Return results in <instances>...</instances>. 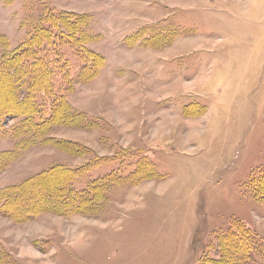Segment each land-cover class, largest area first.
<instances>
[{
  "label": "rangeland",
  "instance_id": "rangeland-1",
  "mask_svg": "<svg viewBox=\"0 0 264 264\" xmlns=\"http://www.w3.org/2000/svg\"><path fill=\"white\" fill-rule=\"evenodd\" d=\"M50 23L77 116L46 132L78 150L36 142L0 188L57 165L101 183L69 213H0V264H204L233 223L264 244V0H0V61Z\"/></svg>",
  "mask_w": 264,
  "mask_h": 264
},
{
  "label": "trees",
  "instance_id": "trees-1",
  "mask_svg": "<svg viewBox=\"0 0 264 264\" xmlns=\"http://www.w3.org/2000/svg\"><path fill=\"white\" fill-rule=\"evenodd\" d=\"M53 27L56 26L50 23L38 28L0 61V83L11 89L5 95L6 102L0 105V136L8 133L15 140L12 148L0 151V169L36 142L38 145L53 143L71 153L78 150V142L56 139L46 132V127L71 124L77 116L70 111L65 94L55 91L54 77L60 75L66 80L69 74L64 68L66 61L60 62V55L56 53L60 32ZM15 117L17 122L8 126V121ZM86 168L87 164L74 168L52 166L0 188V213L25 220L40 211L69 213L89 203L97 196L101 182L92 181L88 190L91 194L84 193V196L80 194L83 189L70 184ZM220 245V258L204 264H264V244L240 223H233L220 237Z\"/></svg>",
  "mask_w": 264,
  "mask_h": 264
}]
</instances>
